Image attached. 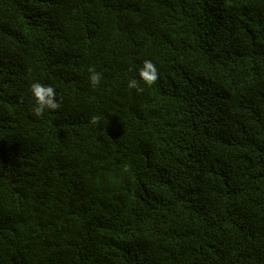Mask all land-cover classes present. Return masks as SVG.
I'll use <instances>...</instances> for the list:
<instances>
[{
    "label": "trees",
    "instance_id": "obj_1",
    "mask_svg": "<svg viewBox=\"0 0 264 264\" xmlns=\"http://www.w3.org/2000/svg\"><path fill=\"white\" fill-rule=\"evenodd\" d=\"M0 264H264V0H0Z\"/></svg>",
    "mask_w": 264,
    "mask_h": 264
}]
</instances>
